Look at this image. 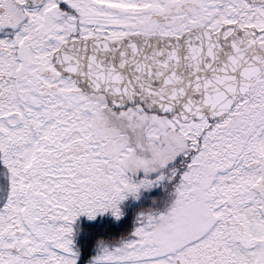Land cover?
<instances>
[{
    "label": "snow or ice",
    "instance_id": "1",
    "mask_svg": "<svg viewBox=\"0 0 264 264\" xmlns=\"http://www.w3.org/2000/svg\"><path fill=\"white\" fill-rule=\"evenodd\" d=\"M0 264H264V0H0Z\"/></svg>",
    "mask_w": 264,
    "mask_h": 264
}]
</instances>
